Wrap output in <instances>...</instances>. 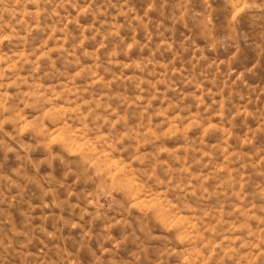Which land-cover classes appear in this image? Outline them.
<instances>
[{
    "label": "clouds",
    "instance_id": "clouds-1",
    "mask_svg": "<svg viewBox=\"0 0 264 264\" xmlns=\"http://www.w3.org/2000/svg\"><path fill=\"white\" fill-rule=\"evenodd\" d=\"M0 264H264V0H0Z\"/></svg>",
    "mask_w": 264,
    "mask_h": 264
}]
</instances>
